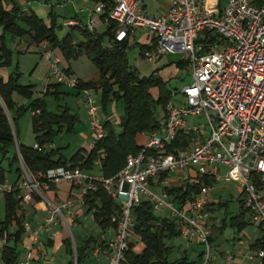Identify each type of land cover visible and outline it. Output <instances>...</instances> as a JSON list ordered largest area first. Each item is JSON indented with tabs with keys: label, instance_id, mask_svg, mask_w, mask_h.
Listing matches in <instances>:
<instances>
[{
	"label": "built area",
	"instance_id": "2783aa9c",
	"mask_svg": "<svg viewBox=\"0 0 264 264\" xmlns=\"http://www.w3.org/2000/svg\"><path fill=\"white\" fill-rule=\"evenodd\" d=\"M99 13L105 15V21L116 24V41L126 40L138 27L148 28L155 51L148 56L156 59L182 54L193 79L181 89L171 90L162 108L166 118L160 129L150 133L136 154L128 155L126 166L115 176L100 179L121 210L116 234L107 243L109 264H122L125 259L133 227L132 209L143 195L155 210H170L181 235L205 246L202 264H209L213 247L208 209L211 185L202 184L192 200L179 206L167 192L150 188V181L162 173L193 169L195 179L210 177L236 183L243 195V208L264 231V2L226 0L221 5V0L214 4L210 0H172L165 11L154 15L148 12L144 0H95L89 29L95 30L99 24L95 17ZM67 24L77 23L70 20ZM46 47V42L41 44V49ZM44 53L56 82L75 86L78 78L66 72L53 51ZM83 92L90 95L87 89ZM87 103L95 134L90 144L93 149L106 132L98 103L91 97ZM188 116L204 118L205 123H190ZM179 132L190 134L192 139L177 152H169L168 145L176 141ZM34 146L41 149L38 143ZM104 157L105 150L101 149L95 163L102 166ZM62 179L81 185L82 194L93 188V184H86L89 177L83 169L72 165L49 169L46 181H32V186L48 188ZM11 189L0 177V190ZM31 198V194L23 196L26 201ZM72 203L69 200L62 207L69 208ZM61 212L62 208L54 205L46 223L32 232L33 238L37 240L41 229ZM0 240L6 241V235ZM263 256L264 250H259L249 259ZM29 263L27 259L22 264ZM225 264H237L234 254L226 256Z\"/></svg>",
	"mask_w": 264,
	"mask_h": 264
},
{
	"label": "trees",
	"instance_id": "16d2710c",
	"mask_svg": "<svg viewBox=\"0 0 264 264\" xmlns=\"http://www.w3.org/2000/svg\"><path fill=\"white\" fill-rule=\"evenodd\" d=\"M0 0V22L4 25V34L1 36L0 64L8 63L10 59V49L6 45V35L12 38H19V43L23 38H27L36 43L40 49L41 44L46 42L47 47L43 50L53 51L60 49L67 60H71L81 54H88L99 68V78L84 81L78 78L75 87L78 91L89 90L90 88L101 89V101L107 107L111 99L122 98L124 101V114L121 118L122 130L117 133L110 127L109 119L103 121L105 136L100 139L89 152L79 149L70 158H67L62 147H55V139L64 130L73 132L76 123L80 120L77 112L65 105H60L58 111L50 110L46 100V95L52 93L59 95L58 87L63 83L50 84L46 89L44 97H37L29 104L19 105L13 97L15 88L21 89L28 95L31 90L25 86L17 84L18 76L11 75L9 81L0 79V96L3 99L7 110L0 103V154L6 157L10 154L9 148H15L10 157V166H17L16 171L22 174L18 147L23 164L36 181L44 182L49 169L58 166H77L91 168L99 157V151L105 150L103 158V173L106 178L115 176L127 164V157L136 154L143 144H138L135 137L138 133H152L160 129L163 120L166 118L157 114L159 105L165 107L171 96V90L167 88V80L155 73L150 76H140L136 70L131 69L126 56L127 42L115 40L116 24L112 21L108 23L107 33L110 35L111 46L103 42V35L91 30L88 26H71V31L60 40L55 32L54 25L57 24L55 16L52 17L51 24L37 15L33 10L22 9L15 0ZM257 4H262L264 0H255ZM52 15V12H51ZM105 15H103L104 17ZM21 22L27 25L24 27ZM78 31L80 37L75 38L74 33ZM178 65L183 67L185 61H179ZM67 73L70 69L65 68ZM116 85L118 89H116ZM53 86L54 91H51ZM28 111L32 113L31 124L35 133L34 145H26L19 141L18 120ZM18 139V143H17ZM191 135L179 132L175 142L168 145L169 152H177L191 141ZM52 145H54L52 147ZM1 182L5 183L6 170L0 165ZM167 173H163L162 179ZM215 181L206 177L195 179L180 186L166 187V191L173 197V201L179 206L192 200L200 191L202 184L212 185ZM93 188H89L83 194L84 204L88 212H93L95 221L106 230L118 227L121 218L119 204L111 197L101 180L92 181ZM20 188L13 187L10 191H4L6 200V217L0 223V238L6 235V243L3 250V260L6 264H13L17 260L16 247L18 241L25 232V217L21 211ZM210 210V207L208 206ZM245 210L231 218V224L238 230L246 226ZM133 227L132 232L139 236L140 241H129V249L126 252L122 264H199L204 259V250L199 253V260L190 261L187 256L170 259V253L174 246L168 245V239L181 235L176 219L171 215L161 216L155 214L153 204L149 200L141 201L132 209ZM115 218V219H114ZM15 223L18 229L15 233H7L11 224ZM225 226L223 224L222 228ZM13 239V245L8 244ZM214 240L212 234L210 241ZM96 239L92 236L86 239L84 245H77L76 251L71 238L64 240L70 260L66 264H83L91 252ZM255 246L259 250H264V233L256 241ZM201 262V263H202ZM264 264V256L262 257Z\"/></svg>",
	"mask_w": 264,
	"mask_h": 264
},
{
	"label": "rangeland",
	"instance_id": "374dc122",
	"mask_svg": "<svg viewBox=\"0 0 264 264\" xmlns=\"http://www.w3.org/2000/svg\"><path fill=\"white\" fill-rule=\"evenodd\" d=\"M225 1L226 0H223L224 3ZM7 2L10 3L11 1L6 0V3ZM19 6L22 9H29L35 11L37 15L43 18L45 22L49 25L51 24L52 17L55 16L57 24L54 25V28L60 40H62L71 31V27L64 25V22L73 13H75V11L78 12L79 17L83 20L84 23L87 24L89 22V18L87 16L85 9L90 5L89 3L80 0L79 1L77 0V2L71 0L67 3L66 6H59L58 0H19ZM100 20H101V24H99V26L96 28V32L103 35V42L105 45L111 46L112 42L110 39V35L107 33L109 26L108 24L103 23L101 18ZM21 25L27 27V25L24 24L23 22H21ZM3 34H4V25L3 23L0 22V46L2 44L1 36ZM74 36L75 38H78L80 37V33L76 31V33H74ZM126 42H127L126 56L129 67L131 69L136 70V72L140 76H150L153 73L160 75L165 80H167V88H169L170 90H176V88L181 89L185 84L192 82L193 79L191 74L189 73V69L187 65L185 64L183 67H180L178 65V61L180 59H183L182 54H166L156 59H151L148 56L149 54L155 53L153 48V39L148 28L146 27L136 28V30L131 34L129 39L126 40ZM6 45L7 48L10 49L11 60L6 64H0V79H3V81L7 82L9 81L11 75L13 76L17 75L18 76L17 84L27 87L28 89L31 90V94H32V95H28L25 92H23L21 89L15 88V90L13 91L14 100L19 105H22V104H29L31 100L34 98L44 97L46 94L47 87L50 86V83L55 85L56 79L50 73L48 60L45 57V53L43 52V50H41L36 43L27 40V38H23L22 41L19 43V38H12L10 35H6ZM54 53L55 56H58L61 59L62 65L69 67L70 73H72L74 77H78L84 81L99 78V68L90 55L81 54L76 58L67 60L60 49H57V51ZM74 88L75 87H72L67 84L60 85L59 86L60 93L58 96L50 93L45 97L48 98L51 106H53V103L51 102L54 99L58 104V105L55 104L57 106H59V104L65 105L68 101H72L73 103H75L76 101L74 100V98L76 94H74L75 93ZM115 88L118 89V86L116 85ZM53 89H54L53 86H51V91H54ZM89 92H90L89 96L93 100L98 99V96H101L102 94L101 89H96L94 87L90 88ZM77 96H78L77 103H82L84 101V97L80 94ZM177 96L178 98L181 97L179 93L177 94ZM98 106H99L98 114L100 118H102L104 121L106 119H110L111 122L110 127L111 128L113 127L114 130L117 133H119L122 130L121 118L122 115L124 114L123 99L122 98L111 99L107 107H104L102 101L100 100ZM77 112L79 114L80 120L76 123L74 131L67 132L66 130H64L55 139V143L59 147H62L63 149H65L66 146H68V144H71L72 146L74 144V141L78 137L83 140L82 141L83 145H90V143L94 139L95 136L94 130L92 129L91 124L90 126L88 124V121L90 122L88 108L84 104H82L81 108L78 109ZM157 114L160 115L161 117H163L164 115L161 105L157 107ZM187 120L190 123H199V124L205 123L204 118H198L197 116H188ZM149 135L150 133H138L135 137V141L138 144H146L149 139ZM34 138H35V133L33 131L32 124L30 123L25 142L32 144ZM80 144L82 143H79L78 146H80ZM77 148H75L71 152H70L71 149H65L64 154L70 156L74 151L77 150ZM0 165L10 175L11 182L9 183V186L19 187L21 184H23L24 186H29V188L33 192L37 189L32 186V181L34 180L31 174L29 173V171L25 168V166L24 167L22 166V174L19 175L16 171L17 169L16 166H19V164H15L11 169L10 159L7 157H2L1 154H0ZM0 192H2V190H0ZM69 200H74V199L72 197H69L65 201L64 200L59 201L60 203L57 205H59L62 208V212L71 210V212H69L70 214L68 217L69 219H72V217L75 214V211L73 210V208L75 207L73 205L74 202L69 206V208L62 207V205H64V203H66ZM240 210L241 208L239 202L237 200L235 201L233 200L230 201L229 207L222 205L219 207L218 210H214V212H216V215L214 214V216L218 218V224L221 225L222 219L226 217L227 213H228L227 215L230 218V216L239 213ZM50 212H51L50 215H52L53 207L50 208ZM155 214L161 216L171 215L170 210L167 209L166 207H161L160 209L155 210ZM88 217L89 218H84L83 221H81V225H82L81 233L83 236L87 235L88 233L97 232V228H96L97 223L95 222L93 212L90 213ZM45 221H46L45 218L44 219L42 218L39 221H37L36 224L40 226L42 224H45ZM249 226L251 227L250 230L254 229V225L250 224ZM130 233H131L130 240L136 242L140 241L139 236H136L132 232V229ZM232 233L233 230L229 226L226 229L225 234L219 237V239L217 238L215 242L217 244H221L223 241H225L226 238H231ZM114 234H116V231ZM109 239L102 241L101 243L102 247L101 248L99 247L96 250L97 254L96 253H95L96 255L91 254V256H89V259L85 264H101V262H98L102 258L100 255L101 252L109 254L110 257L109 246L107 244ZM166 242L168 243V245L175 247L174 250L170 253L171 260L181 258L183 256H187L190 261H197L199 260V253L205 249V246L203 244H198L197 242L191 241L188 238L184 237L183 235L168 239ZM212 246H213L212 260L209 262V264H214V262L217 261V259H215L214 257L218 256L215 254L216 252L215 245L212 244ZM218 259H220L218 264H225L226 257L224 254H222V256H219ZM64 262L65 260H62L61 262L59 263L57 262V263L63 264ZM201 262L199 264H202Z\"/></svg>",
	"mask_w": 264,
	"mask_h": 264
},
{
	"label": "crops",
	"instance_id": "0c3cea01",
	"mask_svg": "<svg viewBox=\"0 0 264 264\" xmlns=\"http://www.w3.org/2000/svg\"><path fill=\"white\" fill-rule=\"evenodd\" d=\"M15 1L19 4V0H15ZM69 1L71 0H67V1L58 0V3H59V6H66ZM74 1L77 2V0H74ZM80 1L89 3L90 6H88L85 9L87 16L89 18L90 8L94 4L95 0H80ZM214 1L215 0H210L212 4H214ZM144 4L149 13H152L154 15H159L161 14V12L165 11L172 4V0H144ZM223 4L224 2L223 0H221V5ZM95 17L99 20V24H101L100 18L102 19L103 23H106V24L109 23L105 21L103 14H100V13L95 14ZM70 20L75 21L77 24L76 25L67 24V22ZM99 24L97 25V27L99 26ZM64 25H67L70 27L71 26H84V25L87 26L88 23L87 24L84 23L83 20L79 17L78 12L75 11V13H73L68 19L65 20ZM129 37L127 38V40L129 39ZM56 51L53 50L54 56H55L54 52ZM55 57H58V56H55ZM47 60H48V66L50 68V60L48 58ZM179 61H183V59H180ZM60 64L63 68H68V66L66 67L62 65V61ZM58 90L60 91L59 87H58ZM74 90H75L74 94H76V96L75 98L74 97L73 98L76 102L73 103L72 101H68L66 105L69 106L73 110V112H77L78 109L81 108L82 104H84L87 108H89L87 100L88 98H90V96L85 95L83 91L76 90V88H74ZM79 94L84 97V101L82 103H77V97H78L77 95ZM46 100L48 103V108L50 110L58 111L61 108L60 107L61 104L57 106L58 104L56 103L55 99L51 102L53 103V106L50 105V101L48 100L47 97H46ZM100 100H101V96H98V99H96L95 101L99 104ZM31 117H32V113L28 111L22 118L18 120L19 141L26 145H35V138L32 144L25 142L29 124L31 123ZM102 121L104 120L102 119ZM88 124L90 126L89 121H88ZM19 141L17 139V143ZM82 141L83 140L78 137L74 141V144L72 146L71 144H68V146H66L65 149H71L70 152L73 151L75 148L77 147L78 148L70 156L65 155V154L64 155L67 158H70L74 153H76L81 148L84 149L85 152H89L91 150V147H89L90 145H83ZM79 143H82V144L78 146ZM55 147H59V146L55 143ZM65 149H62L63 153ZM16 150L18 152V147L16 148ZM9 151H10V154H8L6 157L10 159L13 152L15 151V148H9ZM22 163H23V160L20 159L21 168L24 165ZM77 166H80V165H77ZM80 167L83 169L84 173L89 177L86 184H93L92 181L95 179L100 180L102 178H106L103 173V165L100 166L97 163H94L91 166V168H85L82 166ZM162 175L163 173L151 179L150 188L158 192H164V191L167 192L165 189L166 187L180 186L185 183H189L193 181L196 177V172L193 169L178 170L176 173H167V175L163 179H162ZM33 180L36 181L34 178ZM10 182H11L10 175L6 172L5 184L9 185ZM36 182H39V181H36ZM18 188H20L21 190L20 205L22 209L20 212H23V215L25 217V222H24L25 232L17 243V247H16L17 260L13 264H22L27 259H30L29 264H58L62 260H65L63 264H66L70 260V255L67 251V245L64 243V240L70 237L73 247L76 251L77 245H80V246L84 245L86 242V239L92 236L96 239V242H94L92 244L93 246L90 247L91 252L88 255L86 261L83 263L85 264L88 261L89 256H91V254L93 255L97 254L96 250L97 248L102 247L101 246L102 241H105L106 239H109L115 235L114 233L116 230L113 227L103 230L96 221L95 222L97 223V226L96 225L95 226L97 228V232L88 233L85 236L82 235L81 221H83L84 218H89L88 216L92 212H88L87 210L88 208L84 204L83 197H82L83 187L81 185H78L71 181L62 179L56 182V184H50L48 188L44 186H39L34 192L31 191L29 186H24L23 184H21ZM27 194L32 195V198L29 201H26L23 199V196ZM69 197H72L74 199L73 205L75 206L74 208L72 207L73 210L75 211V214L72 217V219H69L68 217L70 214L69 212H71V210L61 212V215H56L54 221L47 228L41 229L39 238L35 240L32 236V232L36 228L39 227V225L36 224V222L42 218L43 219L45 218V220L48 219L51 216L50 208H52L54 205L59 204L60 203L59 201L61 200H64V201L67 200ZM170 197L173 198L172 196ZM144 200H149L147 195L142 196V201ZM233 200L234 201L237 200L239 202L240 208H241L240 212L235 215L230 216V218L227 215L228 214L227 213L226 217L222 219L221 225H219L218 218L214 216V214L216 215V212H214V210H218L219 207L222 205L229 207L230 201H233ZM242 200H243V195H242L241 189L236 183H230V182H226L223 180H218V181H215L211 185V198H210V203H209L211 218L209 221V228L214 238V240L212 241V244L215 245V249H216L215 254L218 255L214 257L215 259H217V261L214 262V264L219 263L221 259V257L220 259H218L219 256H222V254H224L226 257V255L230 253L234 254L235 262L237 264H262L261 257L249 259V255L253 252L259 251V249L256 248L255 243L262 236L264 231L261 225H259L258 223H254L250 220L249 213L243 208ZM242 210L243 211L245 210L246 212V215L244 216L245 217L244 219L246 221V226L242 230H238L236 226H233L231 224V218L233 216L239 215L242 212ZM5 217H6V200L4 197V193L0 192V223L5 220ZM224 223H225V226L222 228V224ZM250 224L254 225L253 230H250L251 229V227L249 226ZM229 226L233 230L231 238H226L225 239L226 242L223 241L221 244H217L215 242L216 239L217 238L219 239V237L224 235L226 229ZM17 229H18V226L15 223H13L11 224V226H9L7 233H15ZM13 243L14 242L12 239L8 244L13 245ZM5 244H7L6 241L0 240V264H6L3 260V250L5 247ZM100 255L102 258L98 262H101V264H109V254L101 252Z\"/></svg>",
	"mask_w": 264,
	"mask_h": 264
},
{
	"label": "water",
	"instance_id": "95a60500",
	"mask_svg": "<svg viewBox=\"0 0 264 264\" xmlns=\"http://www.w3.org/2000/svg\"><path fill=\"white\" fill-rule=\"evenodd\" d=\"M0 103H2V105L5 107V109L7 110V108H6V105H5V103H4V101H3V99L1 98V96H0ZM8 111V110H7ZM18 154H19V157H20V159L22 160V156H21V153H20V151H19V149H18ZM23 164V163H22Z\"/></svg>",
	"mask_w": 264,
	"mask_h": 264
}]
</instances>
